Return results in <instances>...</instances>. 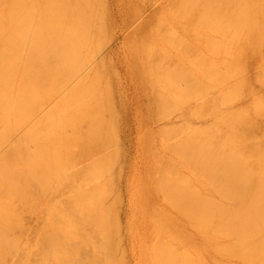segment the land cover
<instances>
[{
  "label": "rangeland",
  "instance_id": "1",
  "mask_svg": "<svg viewBox=\"0 0 264 264\" xmlns=\"http://www.w3.org/2000/svg\"><path fill=\"white\" fill-rule=\"evenodd\" d=\"M61 1L0 0V264H264V0Z\"/></svg>",
  "mask_w": 264,
  "mask_h": 264
},
{
  "label": "bare ground",
  "instance_id": "2",
  "mask_svg": "<svg viewBox=\"0 0 264 264\" xmlns=\"http://www.w3.org/2000/svg\"><path fill=\"white\" fill-rule=\"evenodd\" d=\"M60 1H61V0H60ZM163 1H164V0H163ZM233 1H234V0H232V2H233ZM241 1H242V0H240V2H241ZM246 1H248V3H249L250 0H246ZM251 1H252V0H251ZM251 1H250V3H251ZM51 2H52V1H50L49 3H51ZM61 2L64 3L65 1H61ZM66 2H68V3H67V4H63V5H68V6H67V8H68V7L70 6L69 4H70L71 2H74V1H71V2H70V0H67ZM66 2H65V3H66ZM69 2H70V3H69ZM232 2H230V3H232ZM253 2H254V1H253ZM253 2H252L251 4H252V6H253V8H254V5H255V4H253ZM255 2H256V1H255ZM260 2H261L260 0L257 1V4H256L257 6L255 5V7H257V8H256L257 10L259 9V7H258L259 4H262V2H261V3H260ZM74 3H75V2H74ZM245 3H247V2H245ZM245 3H244V4H245ZM248 3H247V5H248ZM250 3H249L250 6L248 5L247 8L250 7V8L252 9V11H250V12H254V11H253L254 9L251 7V4H250ZM235 4L237 5V4H238V1H237V2H234V3H232V4H229V5H231V6H230L231 8H232V5H233V8L236 7L235 9H237L239 6H238V5H237V6H234ZM38 5H39V3H38ZM40 5H41V3H40ZM40 5H39V6H40ZM63 5H62V7H64ZM71 5H72V4H71ZM53 6H54V4H53ZM55 6H56V5H55ZM72 6H73V5H72ZM74 7H75V6H74ZM227 7H228V6H227ZM261 7H262V5H260V8H261ZM65 8H66V7H65ZM67 8H66V9H67ZM59 9H60V8H59ZM66 9L61 10L60 13H63L64 10H66ZM75 9H76V8H74V10H75ZM239 9L242 10V6H240ZM245 9H246V6H245ZM251 9L248 8V9H247V12L249 13L248 10H251ZM262 9H263V8H262ZM3 10H4V9H3ZM3 10H2V12H3ZM67 10H68V11H67ZM67 10H66V13L70 12V15H72V17H75V16H77V14H78V9H76L77 14L75 13V14H76L75 16H74L73 14H71V13H72V7H71V11H69L70 9H67ZM84 10H86V9H83V11H84ZM88 10H89V9H88ZM113 10H114V9H113ZM62 11H63V12H62ZM81 11H82V10H81ZM81 11H79L80 14H81ZM86 11H87V10H86ZM242 11H245V10H242ZM7 12H8V11H7ZM89 12H90V11H89ZM113 12H114V11H113ZM116 12H117V11H116ZM247 12H246V13H247ZM57 13H58V12H57ZM73 13H74V12H73ZM83 13H87V12H83ZM110 13H111V12H110ZM119 13H120V12H119ZM0 14L3 15V13H1V11H0ZM8 14H9V13H8ZM8 14L6 15V17L8 16ZM80 14H78V15L80 16ZM89 14H90V13H89ZM2 15H1L0 20L3 18ZM57 15H59V13H58ZM70 15L68 14V16H70ZM83 15H84V14H83ZM86 15L90 18V15H88V14H86ZM86 15H85L86 18H84L83 20L78 19V20H77L78 22H77V21H74V23H73V22H70V21L68 20L71 24H70V25H69V24H66V25H67V28H66V25H65V24H64V25H63V24H62V25H59V26L61 27V29H62V27H63V28H64V31H65V37H64L65 40H63V38H62V40H63L64 42H66V43H67V41H68V42H69V41L72 42L74 38H75L76 40L78 39L77 37L80 38V36H81L80 34H82V32H81L82 29H84V28L90 23L89 20H88L89 18H88ZM117 15H118V14H117ZM9 16H10V14H9ZM61 16H62V14H61ZM110 16H113L112 13H111ZM115 16H116V14H115ZM240 16H241V15H240ZM62 17H63V18H62ZM62 17H60V19L62 18L61 20H63V19L66 20V19H67V18H66V17H67V14H66V17H65V15H64V13H63V16H62ZM77 17H78V16H77ZM80 17L82 18V17H84V16L81 15ZM121 17H122V16H121ZM65 18H66V19H65ZM87 18H88V19H87ZM111 18H113V17H111ZM111 18H110V19H111ZM124 18H125V17H124ZM239 18H240V17H239ZM239 18H238V19H239ZM241 18H242V20H243V17H242V16H241ZM6 19H7V18H6ZM8 19H10V17H8ZM58 19H59V16H56L55 18H52V20H53L52 23H54V22L57 23V20H58ZM68 19H69V17H68ZM70 19H71V21L73 20V19L71 18V16H70ZM114 19H115V22L112 21V22H113L112 25H114V26H113L114 28H123V26H125V24H124L123 26H122V25H118V21H116V18H114ZM114 19H113V20H114ZM244 19H245V18H244ZM251 19H252V16H251ZM251 19H250V20H251ZM3 20L5 21V16H4V19H2V22L0 21L1 24L4 25L5 22H4ZM74 20H75V19H74ZM84 20H85V21H84ZM111 20H112V19H111ZM242 20H241V21H242ZM250 20H249V22L251 23L253 20H252V21H250ZM254 20H255V19H254ZM6 21H7V20H6ZM82 21H84V23H85L86 21H88L89 23L87 22V25H86V23H85L84 25H81V26H80V24L82 23ZM195 21H196V20H195ZM239 21H240V19H239ZM246 21H247V20H246ZM8 22H9V21H8ZM11 22H12V25H13V21H11ZM69 22H68V23H69ZM76 22H77V23H76ZM243 22H244V21H242V23H243ZM249 22H248V23H249ZM256 22H257V21H256ZM66 23H67V22H66ZM72 23H73V24H72ZM75 23H76V24H75ZM244 23H245V22H244ZM252 23H253V22H252ZM7 24H8V23H7ZM7 24L5 25L6 27H7ZM57 24H58V23H57ZM57 24H56V26H57ZM108 24H109V23H108ZM246 24H247V22H246ZM3 25H2V26H3ZM12 25H10V26L7 27V28H8V29H10V27L12 28ZM85 25H86V26H85ZM247 25H250V24H247ZM64 26H65V27H64ZM84 26H85V27H84ZM88 26H90V25H88ZM88 26H87V27H88ZM107 26H109V25H107ZM110 26H111V25H110ZM250 26L254 27L252 24H251ZM52 27H53V26H52ZM73 27H74V28L77 27L78 29H81V30H78L77 28H76V30H75V29H73ZM81 27H84V28H81ZM3 28H4V27H3ZM3 28L0 27V31H1V29H3ZM125 28H126V26H125ZM85 29H87V28H85ZM5 30H6V29H3V30H2V33H1L2 38H4L3 40H5V42H4L5 45H3V46L0 45V46H2V48L0 49V55L2 56L3 54H6L7 56H10L11 58H9V59L7 58V59H8V61H7V65L5 64L6 66H3V67H4L3 69H2V67H0L1 70H2V71L0 72V74H1V76L3 77V82H4L5 80H10L8 83H10V82L12 83V82H13V84H14V82H16V83H17V86H16V87H20V86H21V81L23 80L22 77H23V76L26 77V76L28 75V55H27L28 53H26V55H27V56H26V57H27V59H26V60H27V64L25 63V65H24L23 67H19V66H22V65L19 63L21 57H19V58L16 60L15 55L12 57V54H13V53L10 55V53H11L12 50H11L10 52H7V51L9 50V48L7 47V43H9L8 41H11V38H9V37L11 36V35H9V34H11V33H9V32H11V31L8 32V30H7V31H5ZM77 30H78V32H77ZM4 31H5V33H4ZM83 31H84V30H83ZM85 31H87V30H85ZM107 31H109V30L107 29L106 32H107ZM6 32H8L9 34H7ZM80 32H81V33H80ZM110 33L113 35V32L110 31ZM5 34H7V36H6ZM83 34H84V33H83ZM8 35H9V36H8ZM17 35L19 36V41L16 40V42H15L14 34L12 33V37H13L12 40H13V41H12V44L10 43L11 46H12L13 43H14L13 46H15V45H16V46H19V47H20V51H21L22 46L24 47V50H25V45L27 44V36H28V33L26 32V33L24 34L23 31H22L21 33L19 32V34H17ZM78 35H80V36H78ZM75 36H77V37H75ZM73 37H74V38H73ZM83 37H85V35H82V38H80L79 40H80V41H82L81 39L84 40ZM111 37H112V36H111ZM8 38H9V39H8ZM72 38H73V39H72ZM0 39H1V38H0ZM75 39H74L73 42H74L75 44H76V42H77V44H78L79 42L76 41ZM53 41H54V39H53ZM63 41H62V42H63ZM56 42H57V41H56ZM82 42H83V41H82ZM4 43H3V44H4ZM80 44H81V43H80ZM27 45H28V44H27ZM78 45H79V44H78ZM72 46H74V45H72ZM9 47H10V46H9ZM70 47H71V46H69V48H70ZM10 48H11V47H10ZM73 48H74V47H73ZM77 48H78V47H77ZM11 49H13V48H11ZM22 49H23V48H22ZM71 49H72V48H71ZM75 49H76V48H75ZM79 49L81 50L80 47H79ZM24 50H22V52H25ZM50 50H51V49H50ZM80 50H79V51H80ZM13 51H14V50H13ZM26 51H27V50H26ZM71 51H72V50H71ZM73 51H74L75 54H77V52H78L77 50H76L77 52H75V50H73ZM50 52H51V51H50ZM71 53H72V52H71ZM59 54H60V53H59ZM180 54H181V53H180ZM182 54H183V53H182ZM184 54H185V53H184ZM55 55H56V54H55ZM69 55H71V54H69ZM79 55H80V53H79ZM185 55H186V54H185ZM60 56H61V55H60ZM72 56H73V55H72ZM72 56H71V57H72ZM77 56H78V54H77L75 57H77ZM2 57H3V56H2ZM2 57H1V58H2ZM56 57H57V56H55V60H56ZM61 57H62V56H61ZM75 57H74V58H75ZM182 57L184 58L185 56H182ZM4 58H6V57H4ZM4 58L0 59V61L2 62V60H3ZM58 58H59V56H58ZM185 58H186V57H185ZM185 58H184V59H185ZM7 59H5V63H6V60H7ZM59 59H60V58H59ZM59 59H57V61H58ZM26 60H25V61H26ZM63 60H64V59H63ZM25 61H24V62H25ZM63 62H64V61H63ZM71 62H72V61H71ZM183 62H184V61H183ZM55 63H56V62H55ZM174 63H175V62H174ZM181 63H182V62H181ZM181 63H180V64H181ZM1 64H2V63H1ZM23 64H24V63H23ZM177 64H178V63H177ZM183 64H184V63H183ZM55 65H56V64H54V66H55ZM57 65L59 66V63H57ZM184 65H185V64H184ZM54 66H53V67H54ZM5 67H6V68H5ZM79 67L81 68V65H80ZM83 67H84V66H83ZM83 67H82V68H83ZM85 67H86V66H85ZM85 67H84V68H85ZM19 68H20V69L22 68L23 70H21V72H19V71H18ZM58 68H59V70L61 69L60 67H58ZM86 68H87V67H86ZM55 69H56V68H55ZM75 69H77V68L75 67ZM88 69H89V68H88ZM88 69H87V70L84 69V70H85V71H88ZM13 70H15V71L12 72ZM78 70L81 72L83 69L80 70V69L78 68ZM78 70H77L76 72H74V74L71 72V73L73 74V75H72V78L66 80V81L63 83V85H62V86H63V87H62L63 89H65L66 86L69 87V85H71L72 83H73V84L71 85V87H75V86H77L78 83L80 84L81 81L79 82L78 79H77V77L80 76L81 73H80ZM84 70H83V71H84ZM83 71H82V72H83ZM89 71H91V70L89 69ZM89 71H88V72H89ZM11 72H12V74H11ZM20 74H21V75L23 74V76H21ZM24 74H26V75H24ZM67 74H68V73H67ZM82 74L85 75V73H82ZM87 74H88V73H87ZM87 74H86V75H87ZM68 75H69V74H68ZM1 76H0V79H1ZM20 76H21V77H20ZM70 76H71V75H69V77H70ZM82 76H83V75H82ZM69 77H67V78H69ZM80 77H81V76H80ZM80 77H79V78H80ZM13 78H14V80H13ZM20 79H22V80L20 81ZM76 79H77V80H76ZM11 80H12V81H11ZM61 80H62V79H61ZM80 80H82V78H81ZM1 81H2V80H1ZM59 81H60V80H59ZM59 81H58V82H59ZM6 82H7V81H6ZM4 83H5V82H4ZM4 83H3V84H4ZM11 83H10V84H11ZM0 84H2V83L0 82ZM6 84H7V83H6ZM59 84H60V83H59ZM4 85H5V84H4ZM5 86H6V85H5ZM10 86H11V85H10ZM60 86H61V85H60ZM64 86H65V87H64ZM12 87H13V85H12L11 87L7 86V88H9V89L12 88ZM67 87H66V89H69V88H67ZM1 88H2V87H1ZM7 88H6V89H7ZM58 88L60 89V87H58ZM4 89H5V88H4ZM9 89H7V90H9ZM13 89H14V88H13ZM59 89H58V90H59ZM63 89H62V91H63ZM72 89H73V88H72ZM60 90H61V89H60ZM70 90H71V89H70ZM1 91H2V90H1ZM11 91H12V89H11ZM62 91H60V92H62ZM5 92H6V91H5ZM5 92H4V93H5ZM9 92H10V91H9ZM14 92H16V91H14ZM56 92H57V91H56ZM57 93H58V92H57ZM1 94H3V93H1ZM11 94H16V93H11ZM55 94H56V93H55ZM5 95H6V94H5ZM7 95H8V94H7ZM2 96H4V95H2ZM56 96H58V95H56ZM56 96H55V97H56ZM0 97H1V96H0ZM8 97H9V96H8ZM15 97H16V96H15ZM53 97H54V96H53ZM1 99H2V98H1ZM5 99H6V98H5ZM53 99H55V98H53ZM53 99H52V100H53ZM7 100H8V98H7ZM11 100H12V99H11ZM5 101H6V100H5ZM5 101L3 100L2 102H5ZM8 101H10V100H8ZM13 101H14V98H13ZM14 102H15V101H14ZM6 103H7L6 105H9V102L6 101ZM0 105H1V104H0ZM2 105L4 106V104H2ZM6 105H5V108H8V107H6ZM10 105H11V103H10ZM10 105H9V107H10ZM184 107H185V105H184ZM3 109H4V108H3ZM3 111H4V110H3ZM8 111H9L8 113H10V109H9V108H8ZM0 112H1V111H0ZM4 112H5V114H6V119L4 120V122H6L8 116H7L6 110H5ZM1 114L3 115L4 113L2 112ZM1 114H0V115H1ZM0 117H4V115H3V116H0ZM9 117H10V116H9ZM1 119H2V118H1ZM3 119H4V118H3ZM3 119H2V120H3ZM8 119H9V118H8ZM1 123H2V121H1ZM6 123H7V122H6ZM9 144H10V143H8V144H6V145H9ZM6 148H7V147H6ZM6 148H5V149H6ZM9 151H10V150H9ZM11 153H12V152H11ZM1 154H2V153H1ZM2 155H3V154H2ZM4 155H6V154H4ZM8 155H10V154H8ZM0 157H1V155H0ZM252 186H253V185H252ZM252 186H251V187H252ZM254 188L256 189V187L253 186V189H254ZM253 189H252V190H253ZM255 189H254L253 191H255ZM249 190H250V189H249ZM250 191H251V190H250ZM250 191H249V193L252 192V195L255 194V192H253V191L250 192ZM250 206H251V205H250ZM58 239H59V237H58ZM56 240H57V239H56ZM60 243H61V242H60ZM55 245H56V244H55ZM61 245H62V244H61ZM63 247H64V246H63ZM56 248H57V247H56ZM62 249H64V248H62ZM54 251H55V250H54ZM51 252H52V251H51ZM56 254H59V256H60V254L64 255V252H62V253H56V252H55L54 255L52 254L53 257H54V258L56 257V259L58 260V257H59V256L57 257ZM64 257L67 258L65 255H64ZM54 258H52V260L55 261V262H54L55 264H59V263L61 262V259H59L60 261H59V260L56 261ZM60 258H61V257H60ZM62 260L64 261V259H62ZM60 264H61V263H60ZM77 264H78V263H77Z\"/></svg>",
  "mask_w": 264,
  "mask_h": 264
}]
</instances>
